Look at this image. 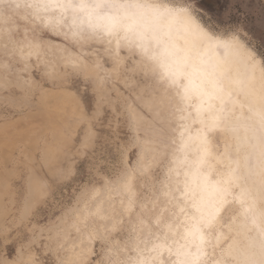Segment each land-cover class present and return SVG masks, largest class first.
I'll return each mask as SVG.
<instances>
[{"label": "clouds", "instance_id": "clouds-1", "mask_svg": "<svg viewBox=\"0 0 264 264\" xmlns=\"http://www.w3.org/2000/svg\"><path fill=\"white\" fill-rule=\"evenodd\" d=\"M0 264H264V0H0Z\"/></svg>", "mask_w": 264, "mask_h": 264}]
</instances>
